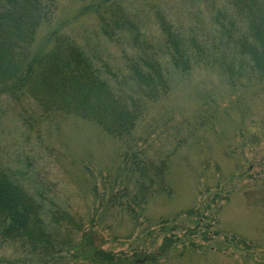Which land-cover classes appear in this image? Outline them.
<instances>
[{
    "label": "trees",
    "instance_id": "16d2710c",
    "mask_svg": "<svg viewBox=\"0 0 264 264\" xmlns=\"http://www.w3.org/2000/svg\"><path fill=\"white\" fill-rule=\"evenodd\" d=\"M75 1L96 19L95 39L106 44L83 41L61 26L37 43L59 0H0V98L16 105L21 124L38 137L44 121L59 115L88 121L118 140L124 187L112 188L106 208L136 221L150 199L173 193L171 152L152 154V143L142 146L141 121L151 105L167 99L178 76L196 70L217 72L231 89L264 84V0H205L206 18L189 21L153 0ZM140 6L156 23H146ZM151 137L147 142L158 139ZM186 140L180 137L174 150ZM91 226L0 157V248L15 246L31 264H156L161 256L118 257L94 244ZM161 246L164 255L170 244Z\"/></svg>",
    "mask_w": 264,
    "mask_h": 264
},
{
    "label": "rangeland",
    "instance_id": "374dc122",
    "mask_svg": "<svg viewBox=\"0 0 264 264\" xmlns=\"http://www.w3.org/2000/svg\"><path fill=\"white\" fill-rule=\"evenodd\" d=\"M155 1L183 21L204 20L209 6L205 0ZM138 9L151 19L146 23H156L149 8ZM58 26L83 41L107 43L100 35L95 39L97 21L82 13L78 1L59 0L37 43ZM177 78L167 99L150 106L137 134H144L142 146L152 143L150 153L171 152L173 193L150 199L136 221L118 207L106 208L112 188L124 187L117 171L121 145L88 121L53 115L38 137L21 124L16 105L0 98V157L86 225L94 223V244L118 257L161 255L156 264H264V84L231 89L220 74L204 70ZM151 135L158 139L147 142ZM180 137L188 140L174 150ZM163 243L170 244L164 255ZM0 258L31 264L15 246L0 248Z\"/></svg>",
    "mask_w": 264,
    "mask_h": 264
}]
</instances>
